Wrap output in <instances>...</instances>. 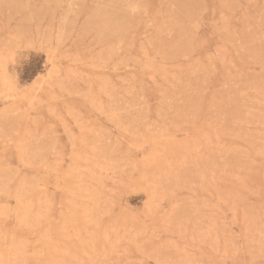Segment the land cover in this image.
Listing matches in <instances>:
<instances>
[{
  "label": "rangeland",
  "instance_id": "obj_1",
  "mask_svg": "<svg viewBox=\"0 0 264 264\" xmlns=\"http://www.w3.org/2000/svg\"><path fill=\"white\" fill-rule=\"evenodd\" d=\"M0 264H264V0H0Z\"/></svg>",
  "mask_w": 264,
  "mask_h": 264
}]
</instances>
